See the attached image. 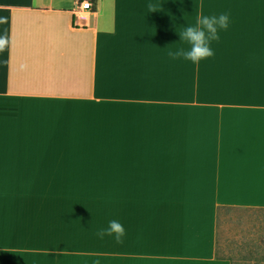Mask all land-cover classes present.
I'll use <instances>...</instances> for the list:
<instances>
[{
  "label": "crops",
  "instance_id": "crops-1",
  "mask_svg": "<svg viewBox=\"0 0 264 264\" xmlns=\"http://www.w3.org/2000/svg\"><path fill=\"white\" fill-rule=\"evenodd\" d=\"M78 1L0 0V264H231L219 208L264 209V0ZM225 11L210 62L169 56Z\"/></svg>",
  "mask_w": 264,
  "mask_h": 264
},
{
  "label": "clouds",
  "instance_id": "clouds-1",
  "mask_svg": "<svg viewBox=\"0 0 264 264\" xmlns=\"http://www.w3.org/2000/svg\"><path fill=\"white\" fill-rule=\"evenodd\" d=\"M180 2H183V0H180ZM147 7L153 9L155 5L149 2ZM232 23V18L226 11L211 15H197L194 24L186 20V26H180L179 31L178 27H176L175 31L179 35L180 41L186 43L188 47L177 48L174 52H170L169 56L173 60L183 59L196 66L202 62H210L215 56L213 43L220 41L221 32L227 31ZM8 43V38L0 35V51ZM96 234L101 239L109 236L113 237L117 242H121L125 237V228L119 220L111 219L108 221L107 227H100ZM92 264H102V261L100 259H94Z\"/></svg>",
  "mask_w": 264,
  "mask_h": 264
},
{
  "label": "rangeland",
  "instance_id": "rangeland-1",
  "mask_svg": "<svg viewBox=\"0 0 264 264\" xmlns=\"http://www.w3.org/2000/svg\"><path fill=\"white\" fill-rule=\"evenodd\" d=\"M119 152V147H105ZM90 152H99L92 147ZM218 252L238 264H264V212L226 210L219 217Z\"/></svg>",
  "mask_w": 264,
  "mask_h": 264
},
{
  "label": "built area",
  "instance_id": "built-area-1",
  "mask_svg": "<svg viewBox=\"0 0 264 264\" xmlns=\"http://www.w3.org/2000/svg\"><path fill=\"white\" fill-rule=\"evenodd\" d=\"M94 11V4L91 0H80L74 9L75 15L79 18H85L86 14Z\"/></svg>",
  "mask_w": 264,
  "mask_h": 264
},
{
  "label": "trees",
  "instance_id": "trees-1",
  "mask_svg": "<svg viewBox=\"0 0 264 264\" xmlns=\"http://www.w3.org/2000/svg\"><path fill=\"white\" fill-rule=\"evenodd\" d=\"M226 210H248V211H262L264 212V209H254V208H237V207H220L219 208V212H218V224H217V227H218V232H217V255L219 258H224V259H227L231 262V264H238L237 261L234 259V258H225V257H221L219 255V252H218V233H219V217L221 215V213L223 211H226Z\"/></svg>",
  "mask_w": 264,
  "mask_h": 264
}]
</instances>
